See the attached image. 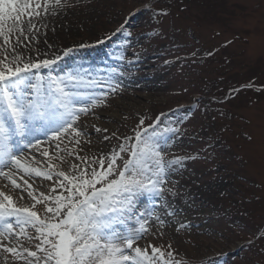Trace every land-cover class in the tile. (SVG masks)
Listing matches in <instances>:
<instances>
[{"label": "rangeland", "instance_id": "374dc122", "mask_svg": "<svg viewBox=\"0 0 264 264\" xmlns=\"http://www.w3.org/2000/svg\"><path fill=\"white\" fill-rule=\"evenodd\" d=\"M62 3L63 8L34 18L36 30L21 37V44H15L13 34L12 44L25 60L60 57L50 68L34 69L32 80L79 72L85 80L110 82L116 90L107 83L81 88L104 100L80 115L77 124L87 134L81 144L68 135L57 150L60 142L51 133L39 149H24L22 162L68 172L72 163H80L70 153L91 162L118 150L140 119L145 126L158 124L164 161L186 159L166 167L160 195H141L147 199L121 229L138 230L143 213L148 230L138 243L170 244L172 259L180 264H264V0ZM49 164L58 168L49 169ZM10 174L21 188L0 176V189L21 207L34 203L23 179L37 196L51 194L55 184V176L48 181L18 169ZM22 192L24 198L18 199ZM18 241L36 250L38 241L25 237L12 236L4 243L21 250ZM26 255L17 259L0 248V264H24Z\"/></svg>", "mask_w": 264, "mask_h": 264}, {"label": "snow or ice", "instance_id": "6c2138e0", "mask_svg": "<svg viewBox=\"0 0 264 264\" xmlns=\"http://www.w3.org/2000/svg\"><path fill=\"white\" fill-rule=\"evenodd\" d=\"M57 6L65 5L62 0H0V166L9 168V172L0 171V176L16 189L21 185L10 174L12 169L29 176L34 173L48 181H53L55 176L51 194L40 192L39 196L34 195L37 190L33 185L21 177L27 185L28 197L34 201L30 207L18 206L11 194L0 189V226L3 227L0 248L17 259L27 253L23 256L24 264H180L172 259L170 244L163 247L148 243L142 247L138 243L148 230L143 213L138 218V230L120 227L137 215V197L146 193L160 195L159 185L165 182L166 167L180 165L186 159L177 156L167 163L164 161L158 124L145 126L144 119H140L134 135L124 136L125 142L117 145L118 150L91 162L88 157L70 153L80 163H72L68 172L43 171L22 162L24 147L39 149L41 142L37 140L33 144L29 139L37 132H51L53 140L60 142L55 145L57 150L68 135L76 145L81 144V138L87 134L77 124L80 115H87L89 105L104 103L94 94L80 91L81 88L102 87L107 83L111 91L116 90L107 81L85 80L79 72L61 79L36 76L32 80L34 69L50 68L60 57L38 62L25 60L12 44L13 34H16L15 44H21V37L27 39V33L36 30L33 19L41 12L54 11ZM95 131L107 132V129L95 128ZM16 137L26 139L27 144L21 147ZM42 155L49 157V152ZM118 160L122 163H117ZM48 168L58 166L49 164ZM23 198L22 192L18 199ZM37 204L41 205L40 211L34 210ZM12 236L38 241L34 245L36 250L19 241L21 250L16 245L5 244Z\"/></svg>", "mask_w": 264, "mask_h": 264}, {"label": "bare ground", "instance_id": "6f19581e", "mask_svg": "<svg viewBox=\"0 0 264 264\" xmlns=\"http://www.w3.org/2000/svg\"><path fill=\"white\" fill-rule=\"evenodd\" d=\"M143 85H144V84H143ZM143 87H144V86H142V88H143ZM50 134H51V132H48L47 134H44L43 136L40 135L39 139H41L42 137H47V135H50ZM21 139H22V138H18L17 141H19V140L21 141ZM29 139L32 140V143H33V144H35L36 141L38 140L37 135H36V136H33V137H29ZM25 144H27V140H26V139H25L24 143L21 144V147H24ZM96 145H99V144L96 143ZM26 148H27V147H24V149H26ZM22 157H23V154H22ZM22 160H23V159H22ZM0 171L5 172V171H7V168H6V167H2V166H0ZM2 177H3V176H2ZM47 188L49 189V187H47ZM24 195H25V194H24ZM144 200H146V199H143V196H139V197H138V200L136 199V207L138 208V206H141ZM181 221H182V220H181ZM181 221H180V223H182ZM152 224H153L154 226L158 225L157 220H156V219H153ZM162 224H163V223H162Z\"/></svg>", "mask_w": 264, "mask_h": 264}]
</instances>
